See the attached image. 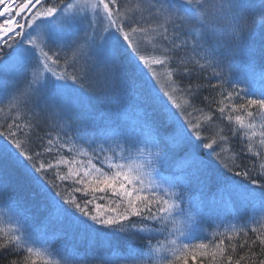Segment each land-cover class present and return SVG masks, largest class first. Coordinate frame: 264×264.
Masks as SVG:
<instances>
[{"label":"snow or ice","instance_id":"6c2138e0","mask_svg":"<svg viewBox=\"0 0 264 264\" xmlns=\"http://www.w3.org/2000/svg\"><path fill=\"white\" fill-rule=\"evenodd\" d=\"M257 30L264 0H0V264H264ZM221 203L243 226L192 243Z\"/></svg>","mask_w":264,"mask_h":264},{"label":"rangeland","instance_id":"374dc122","mask_svg":"<svg viewBox=\"0 0 264 264\" xmlns=\"http://www.w3.org/2000/svg\"><path fill=\"white\" fill-rule=\"evenodd\" d=\"M254 35H256L257 40L259 41L258 44V48H257V52L260 51V57H259V64L264 65V55H261V49L262 47H264V36L261 35V33L259 32V30L253 32ZM252 35V33H251ZM255 37V38H256ZM251 36L247 37V40H250ZM125 64H127V62H125ZM249 82H250V76H248ZM253 85L255 88L257 89H261L258 84H257V80L255 79V81L253 82ZM156 179H158V177H156ZM210 193V192H209ZM28 196H24L21 198L24 200L26 206L28 208L31 209V212L34 216L43 219L45 212H44V204L41 198L39 197H34L30 192H28ZM194 195L198 196V193H195ZM209 198H210V194H209ZM211 199V198H210ZM220 207L223 209V214L217 218L215 216L209 218L206 220L205 223V230L202 232H198L196 233V238L193 239L191 242L192 243H200V242H209L212 239V232L214 230H217L219 232L225 233V232H230L231 228L230 225H235L236 228L242 227L244 224L243 220L237 221L232 219V214L234 212V209L228 205L227 203H221ZM258 212V209H257ZM252 215V210L249 209L247 211V213H245L243 210H241L240 215ZM257 219H261L258 215L256 217ZM9 223H11L10 217L8 215V211L5 207L0 206V226H8ZM249 226H255L252 225L251 223H249ZM239 236V235H236ZM165 238L162 236H157L153 239V243H155L157 240H161L163 241ZM140 244L143 243V240L140 238ZM72 241H70L69 239H60L56 241V247H60L63 245H67L70 244ZM53 259H55L56 257H52Z\"/></svg>","mask_w":264,"mask_h":264},{"label":"trees","instance_id":"16d2710c","mask_svg":"<svg viewBox=\"0 0 264 264\" xmlns=\"http://www.w3.org/2000/svg\"><path fill=\"white\" fill-rule=\"evenodd\" d=\"M248 36H251L250 40H247L248 45L255 51L256 55H255V69L254 71H249L248 69H241L243 74H246L247 76H250V83L253 84V82L255 81V79L257 80V84L261 89H264V78H262L261 73H264V65L259 64L260 60V51L257 52V46L259 44V41L257 40L256 35H254L252 33L249 34ZM247 36V37H248ZM256 37V38H255ZM125 70L126 71H131L129 68H127V64ZM246 85H240V87H245ZM119 101L117 100V96L109 93L108 95H104L100 92H89L88 93V99L86 101V106L89 107L91 109V111L94 114H100V113H105L107 112L109 109H112L113 111L116 109V107L118 106ZM70 155V154H69ZM97 163H99L97 161ZM215 192V189H212V191H210V198L213 197V194ZM15 194V193H14ZM28 196L30 194H28L27 189H21L20 190V196L24 197V196ZM218 199V197H217ZM255 226H259V225H255ZM155 238V237H154ZM153 238V239H154ZM242 239V236H235L233 243H239V241ZM140 238L137 237L135 239L132 240V243L134 244H140ZM38 264H42V261L38 260ZM191 264V261H190ZM204 264H211V262L209 260H205Z\"/></svg>","mask_w":264,"mask_h":264}]
</instances>
